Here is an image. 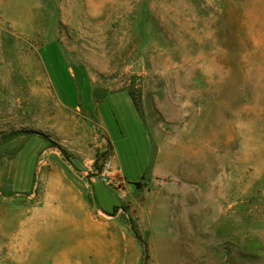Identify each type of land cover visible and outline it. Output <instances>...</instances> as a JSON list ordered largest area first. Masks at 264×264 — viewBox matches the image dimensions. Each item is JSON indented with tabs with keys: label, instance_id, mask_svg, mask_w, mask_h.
<instances>
[{
	"label": "rangeland",
	"instance_id": "374dc122",
	"mask_svg": "<svg viewBox=\"0 0 264 264\" xmlns=\"http://www.w3.org/2000/svg\"><path fill=\"white\" fill-rule=\"evenodd\" d=\"M0 264H264V0H0Z\"/></svg>",
	"mask_w": 264,
	"mask_h": 264
},
{
	"label": "crops",
	"instance_id": "0c3cea01",
	"mask_svg": "<svg viewBox=\"0 0 264 264\" xmlns=\"http://www.w3.org/2000/svg\"><path fill=\"white\" fill-rule=\"evenodd\" d=\"M105 99H108V95L106 96ZM86 104L87 106H89V112H93L96 116H100L105 118V115L101 113V111L99 110V107H101V103L96 102L95 100L91 99V100H86ZM129 105H132L131 102L129 103ZM133 107V106H132ZM134 109V108H132ZM136 113V112H135ZM77 114H79V112H77V110L72 109L70 112V115L73 116L74 120H77ZM100 118V117H99ZM104 121H106V119H103ZM108 133H110V140H112L114 142V138L112 139V130H110V128L108 127L107 130ZM21 159V155L18 156L17 159V163L20 162ZM26 160H23L22 163H24ZM75 170L73 169V172H68L65 175L64 174H58V173H54L53 174V181L55 183V185L53 187H51V189L48 191L50 194H64V195H73L77 197V179H81L82 176H77V162L74 164ZM64 176V178H63ZM66 178V179H65ZM67 181V182H66Z\"/></svg>",
	"mask_w": 264,
	"mask_h": 264
},
{
	"label": "water",
	"instance_id": "95a60500",
	"mask_svg": "<svg viewBox=\"0 0 264 264\" xmlns=\"http://www.w3.org/2000/svg\"><path fill=\"white\" fill-rule=\"evenodd\" d=\"M93 95L97 97L98 99H104L107 96L105 92H94Z\"/></svg>",
	"mask_w": 264,
	"mask_h": 264
},
{
	"label": "built area",
	"instance_id": "2783aa9c",
	"mask_svg": "<svg viewBox=\"0 0 264 264\" xmlns=\"http://www.w3.org/2000/svg\"><path fill=\"white\" fill-rule=\"evenodd\" d=\"M121 191H122V195L126 196V192H125V190L123 188H121Z\"/></svg>",
	"mask_w": 264,
	"mask_h": 264
},
{
	"label": "bare ground",
	"instance_id": "6f19581e",
	"mask_svg": "<svg viewBox=\"0 0 264 264\" xmlns=\"http://www.w3.org/2000/svg\"><path fill=\"white\" fill-rule=\"evenodd\" d=\"M60 172V171H59ZM63 178H64V176H63ZM66 179V178H65ZM67 182V181H66Z\"/></svg>",
	"mask_w": 264,
	"mask_h": 264
}]
</instances>
